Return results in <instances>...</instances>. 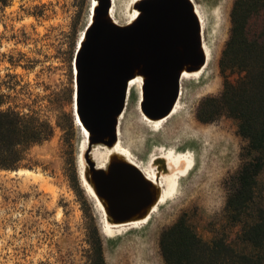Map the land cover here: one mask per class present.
<instances>
[{
  "label": "rangeland",
  "instance_id": "374dc122",
  "mask_svg": "<svg viewBox=\"0 0 264 264\" xmlns=\"http://www.w3.org/2000/svg\"><path fill=\"white\" fill-rule=\"evenodd\" d=\"M130 1H118L117 19L122 24ZM196 2L205 19V41L212 49L210 67L202 77L183 81L181 111L160 132L152 131L140 117L137 86L122 124L123 143L143 161L157 145H177L194 154L195 166L180 180L179 194L161 205L148 224L113 236L102 232V213L82 186L79 154L84 138L73 116V71L76 55L82 51L76 46L89 20L91 0L0 4V92L11 94L7 100L21 110L36 109L54 126L53 136L34 145L26 166L20 167L33 173L0 169V264H86L88 236L96 230L103 239L107 264H167L161 233L181 215L206 240L217 232L235 238L239 226L225 215L226 179L241 165L245 139L232 117L202 122L197 115L201 100L222 90L219 60L230 35L234 0ZM43 3L42 17L28 15ZM249 28H264V12L251 19ZM234 77L229 73V78ZM54 92L65 98V104L54 106ZM259 189L264 198V170Z\"/></svg>",
  "mask_w": 264,
  "mask_h": 264
},
{
  "label": "trees",
  "instance_id": "16d2710c",
  "mask_svg": "<svg viewBox=\"0 0 264 264\" xmlns=\"http://www.w3.org/2000/svg\"><path fill=\"white\" fill-rule=\"evenodd\" d=\"M0 4L6 7L9 0H0ZM44 8V3L35 5L28 15L42 17ZM262 12L264 0H234L231 31L219 60L222 90L204 97L197 111L202 122H212L221 115L232 117L245 139L241 165L226 179L225 215L239 230L233 239L226 232H217L206 240L181 215L161 233L160 246L167 264H264V198L259 189L264 170V28H249L251 19ZM11 63L17 65L13 60ZM229 73L236 77L229 78ZM8 98L11 94L0 92V169L14 171L26 166L34 145L53 136L54 126L36 109L21 110ZM52 103L65 104V98L54 92ZM88 243L86 264H107L97 230L88 236Z\"/></svg>",
  "mask_w": 264,
  "mask_h": 264
},
{
  "label": "water",
  "instance_id": "95a60500",
  "mask_svg": "<svg viewBox=\"0 0 264 264\" xmlns=\"http://www.w3.org/2000/svg\"><path fill=\"white\" fill-rule=\"evenodd\" d=\"M105 15L110 0H101ZM142 14L132 25L106 19L86 28L87 42L76 55L75 75L79 113L95 141L111 134L115 115L125 107L127 80L141 67L147 75L143 111L152 117L167 115L179 93L180 69L200 64L199 23L189 0H142ZM80 52V51H79ZM81 54V57H80ZM77 119V116H76ZM97 191L107 198L111 214L125 219L152 199L141 171L130 164H113L108 173L91 163Z\"/></svg>",
  "mask_w": 264,
  "mask_h": 264
},
{
  "label": "bare ground",
  "instance_id": "6f19581e",
  "mask_svg": "<svg viewBox=\"0 0 264 264\" xmlns=\"http://www.w3.org/2000/svg\"><path fill=\"white\" fill-rule=\"evenodd\" d=\"M118 1L119 0H110V7L107 13L105 15H100L99 10L101 9V0H91L89 20L83 29L84 32L82 31L83 38L80 39L79 46H76L79 51L84 48L83 45L86 40V28L89 29L96 21L106 19L111 23L121 26L132 25L136 23L137 18L143 13L139 8V4L142 0H131L129 2L130 4L128 3L129 7L126 12L128 15L127 20L122 24L121 21L117 19V13L119 10ZM189 1L192 5L193 14L196 16L199 23L200 52L203 55V61L200 64L187 62L180 69L178 97L174 101L173 106L167 115L152 117L143 111L141 103L145 100L144 84L148 77L142 71L141 67H135L134 74L127 80L129 91L127 102L125 103L123 110L115 115L113 132L100 138V140L95 141L92 138L94 133H92V131L86 126L81 115L79 113L74 114V110H76L78 103L76 100L77 82H73V116L75 124L78 126L84 138V142L82 146H80L79 163L81 164V167L79 176L82 186L94 200L96 206L102 213V232L106 236H113L115 233H119L127 228H136L148 224L154 215L160 210L161 205L168 200L175 198L179 194L180 180L182 177L187 176L195 166L194 154L190 150H180L177 145L167 147L164 145H157L155 146L154 153H151V155L148 156L147 161H143L122 141L123 119L126 116L128 99L134 86H137L138 88L137 109L141 115L140 117L145 122L146 126L152 131L160 132L169 119L181 111L183 81L185 79L202 77L212 63V49L205 41L204 16L202 15L196 0ZM74 70L79 72L77 62L75 63ZM96 153L97 156L95 157L94 154ZM91 163L95 164V169L103 170L105 173H108L111 166L117 163H126L137 167L143 174V178L147 183L152 196L151 201L125 219L114 217L109 210L107 198L100 195L97 191ZM13 172L20 174L33 173L32 170L26 168L14 170Z\"/></svg>",
  "mask_w": 264,
  "mask_h": 264
}]
</instances>
